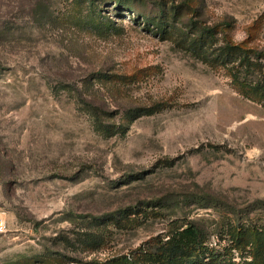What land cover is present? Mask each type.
Masks as SVG:
<instances>
[{"label":"rangeland","instance_id":"obj_1","mask_svg":"<svg viewBox=\"0 0 264 264\" xmlns=\"http://www.w3.org/2000/svg\"><path fill=\"white\" fill-rule=\"evenodd\" d=\"M115 1L0 0V264L132 257L177 218L250 262L234 231L264 225V60L248 70L216 49L264 47V0ZM193 8L216 42L199 44Z\"/></svg>","mask_w":264,"mask_h":264},{"label":"trees","instance_id":"obj_2","mask_svg":"<svg viewBox=\"0 0 264 264\" xmlns=\"http://www.w3.org/2000/svg\"><path fill=\"white\" fill-rule=\"evenodd\" d=\"M152 2L159 8H162L160 10L165 9L162 1L154 0ZM115 7L118 10L127 9L128 12H134L130 5V0H116ZM180 8L181 7L177 5L173 9V14L177 15L180 12ZM193 10L194 13L186 17V23L189 27H195L194 29H197L196 38L199 44L216 42L217 34L215 28L199 23L195 18H198L201 13H199V10L196 8H193ZM195 14L197 15L195 16ZM225 22L230 24V21ZM216 50H218L216 55L217 62L225 64L238 62L242 67H246L248 70L256 66L261 60H264V47H249L245 42L235 43L232 39L223 41ZM96 78H101V73H98ZM78 99L83 105L95 110L98 114L93 99L86 98L80 93ZM158 106L159 105H155L151 108L132 107L128 108L126 113H153ZM102 112L105 114H112L111 111L106 109H102ZM167 165L170 166L168 163ZM155 206H157V217L160 219L165 218L166 203L159 202ZM140 212V208L134 207L124 211L122 214L123 216L126 215L125 218L128 220L129 226L133 227L132 223L137 220L134 217ZM243 227L240 224L235 227L234 235L238 240L236 248L242 250L245 248V244L248 245L252 256L250 262L236 263L230 261V263H227L214 251V248H210L207 245V236L200 227L189 220L177 218L169 222L167 231L157 236L152 246L137 249L132 257H114L88 264H264V225H251L247 226L246 229ZM102 235L103 230L97 233L96 236L80 232L77 234V237L79 236L80 238H67V246L72 247L77 241L82 243V245H89L92 239L97 243L99 240H102ZM244 237H247L245 243L242 241Z\"/></svg>","mask_w":264,"mask_h":264},{"label":"built area","instance_id":"obj_3","mask_svg":"<svg viewBox=\"0 0 264 264\" xmlns=\"http://www.w3.org/2000/svg\"><path fill=\"white\" fill-rule=\"evenodd\" d=\"M8 223L5 214L0 212V234H4L7 231Z\"/></svg>","mask_w":264,"mask_h":264}]
</instances>
